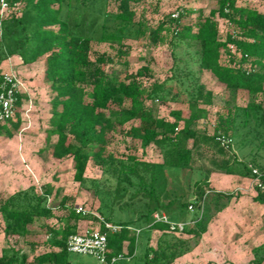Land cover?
Instances as JSON below:
<instances>
[{
	"label": "trees",
	"instance_id": "trees-1",
	"mask_svg": "<svg viewBox=\"0 0 264 264\" xmlns=\"http://www.w3.org/2000/svg\"><path fill=\"white\" fill-rule=\"evenodd\" d=\"M133 1L9 0L12 6L23 5L21 15L0 16V80L3 64L11 56L20 57L25 64L44 60V77L54 94L46 143L56 135L51 144L53 157L72 158L74 180L81 185L90 182L95 194L106 195L98 215L77 213L72 208L61 229L47 227L49 248L33 260L14 252L11 257H0V264H91L80 256L74 258L67 250L69 236L79 231V221L86 218L107 233L108 258L123 255L117 264H173L190 253L206 232L213 215L212 204L232 195L210 190L208 175L197 179L193 186L190 181L195 161V147L190 141L206 135L196 126L208 117V110L202 105L212 104V92L202 82L204 70L211 71L225 85L231 94L227 107L234 108L233 112L218 116L210 138L215 147L226 155L227 150L219 146L215 136H231L236 127L252 122L257 125L255 138H261L258 127L264 129V12L236 0H217L218 7L209 16H203L202 9H198L195 22H183L194 12L188 8L182 9L177 18L170 16L153 24L144 16H137L131 6ZM112 3L115 8H110ZM217 13L230 23L225 38L220 34ZM128 39L145 42L146 53L140 59L146 64L135 75L120 78L116 69L107 72L105 66L129 65L131 49L125 44ZM94 41L116 46L115 54L103 53L93 58ZM161 45L170 50V74L162 81L145 85L142 78L151 71L148 61L153 49ZM239 90L248 92L246 107L234 103ZM26 98L25 94L17 96L16 118L0 123V134L7 132L12 137L9 126L20 128L18 112ZM155 102L186 103L190 114L185 116L181 109H172L170 118L161 116ZM128 124L125 135L139 140L143 147L157 145L162 152L161 162L143 160L134 154L119 157L109 152L105 156L109 136ZM92 157L106 161V176L101 180L86 177ZM251 161L262 174L257 175L247 165L240 166L236 157L232 164H223L222 171L259 178L253 200L264 204V166L255 159ZM52 192L50 185L42 192L31 185L10 194L0 204L5 234H28L37 219L50 217ZM57 196L58 190L53 199ZM67 201L64 196L62 206ZM189 204L194 205V211L188 209ZM199 212L202 215L198 219ZM155 213H165L175 222L192 215L193 225L184 231L186 236H178L168 224L156 222ZM99 217L122 228L112 232ZM129 227L140 231L136 234ZM155 232L159 235L153 245ZM252 253L253 263L264 264V242Z\"/></svg>",
	"mask_w": 264,
	"mask_h": 264
},
{
	"label": "rangeland",
	"instance_id": "rangeland-1",
	"mask_svg": "<svg viewBox=\"0 0 264 264\" xmlns=\"http://www.w3.org/2000/svg\"><path fill=\"white\" fill-rule=\"evenodd\" d=\"M238 4H244L257 8L264 12V1L262 0H236ZM132 8L138 17L144 16L151 23L155 24L163 19L172 16L173 13L181 12L182 9L192 8L193 13L187 15L183 22H195L199 16L198 9H202L203 16H209L210 12L217 9V0H134L131 2ZM115 8V4H110V8ZM23 5H18L12 9L10 14L21 15ZM220 25V34L225 38L229 31V21L215 15ZM1 36V35H0ZM131 51L129 54V65L121 67L117 63L107 64V72L117 70L120 78L126 75H135L139 68L146 64L140 56L146 53L144 41L128 39L125 41ZM116 46L99 41L93 42L92 57L98 54L114 55ZM149 59L151 71L142 78L145 85L153 81H162L169 76L172 64L170 50L165 45H161L152 51ZM14 68L26 82L29 89V97L23 99L22 106L18 112L21 126L18 130L12 128L13 136L7 132L0 134V204L12 193L18 190H25L34 185L39 191L45 190L48 185L52 186L53 192L49 197L51 216L40 218L30 227V232L25 235H9L4 232L5 223L0 214V257H11L14 252L19 256L25 255L29 260L46 251L49 248L48 241L50 234L47 227L56 226L61 229L70 209L82 208L88 214L98 215V207L102 199L106 198L101 192L95 194L94 187L90 182L81 185L74 180V161L72 158L56 159L51 153V144L57 136L50 137V143H46L47 130L51 127V100L54 94L50 90V83L44 77L45 63L42 58L36 62L25 64L18 56H12L11 60H6L3 64V71ZM202 82L206 90L212 92V104L202 105L208 110L207 119L198 122L196 128L200 132H205L198 141H190L194 145L195 161L191 175V185L203 175H208L210 190L231 193V197L220 200L218 204H212L213 215L207 224L206 232L203 233L199 244L188 254L177 259L173 264H255L253 263L252 250L264 242V204L251 203V192L257 193L255 184L259 178H246L239 174H227L222 171V166L226 162L233 163L236 157L241 165H247L253 172L262 174L260 169L251 159L264 166V129L258 127L262 132L261 138H255L256 123H249L245 127H236L231 132L232 142L226 147L227 154L224 155L215 147L210 138L215 132L218 124L219 114L233 112L234 108L227 107V102L231 99L230 92L225 85L220 83L215 75L208 70L202 73ZM249 101L248 92L239 90L234 103L237 107H246ZM24 103V104H23ZM151 104V102H147ZM158 109L161 116L168 117L172 109H181L185 116H189L186 103L153 104ZM29 108L28 115L25 110ZM127 127H119L109 136L108 152H113L116 156L124 157L134 154L139 158L152 162L162 161V152L155 144L143 147L139 140L125 135ZM95 151V148L89 150ZM105 159L92 157L86 169L88 179H103V166ZM101 184H104L101 182ZM193 189V187H192ZM58 196L54 198L55 191ZM68 201L65 206L61 202L63 197ZM194 198V197H193ZM192 198V199H193ZM193 213V212H192ZM202 215L199 212L196 218ZM192 216V215H191ZM189 216L183 222H188V228L193 225ZM170 219V216H168ZM98 223L86 218L79 221V231L86 228H97ZM158 232L153 234L152 244ZM178 236H186L184 232L176 233ZM74 258L79 256L97 263L95 259L72 253Z\"/></svg>",
	"mask_w": 264,
	"mask_h": 264
},
{
	"label": "built area",
	"instance_id": "built-area-1",
	"mask_svg": "<svg viewBox=\"0 0 264 264\" xmlns=\"http://www.w3.org/2000/svg\"><path fill=\"white\" fill-rule=\"evenodd\" d=\"M19 4L12 6L9 0H0V16L5 17L12 9L16 8ZM179 12L173 13L172 17L177 18ZM25 94L29 97V89L26 82L18 74L14 68H10L3 72L2 79L0 80V123H8L9 120L15 119L17 115L16 101L17 96ZM29 108L25 110L28 115ZM215 141L220 147H229L232 142V137L225 134H217ZM257 173V172H254ZM257 175H260L257 173ZM258 179V178H257ZM259 183V182H258ZM264 188V185L262 186ZM203 204L199 207L202 210ZM188 209L194 211L193 204H189ZM78 213L86 214L82 208H79ZM100 221L104 223L106 229L116 232L122 228L121 225L112 224L99 217ZM154 220L156 222H164L168 224L169 230L174 233L184 232L189 223L188 222H175L168 218L165 213H155ZM193 223V221H191ZM129 229L139 233L140 229ZM67 250L74 254L88 256L96 260L97 264H117L123 258L122 254H118L108 258L109 248L107 241V233L97 228H86L83 231H78L71 234L67 240Z\"/></svg>",
	"mask_w": 264,
	"mask_h": 264
},
{
	"label": "crops",
	"instance_id": "crops-1",
	"mask_svg": "<svg viewBox=\"0 0 264 264\" xmlns=\"http://www.w3.org/2000/svg\"><path fill=\"white\" fill-rule=\"evenodd\" d=\"M11 57H12V56H11ZM11 57L8 58V61L11 60ZM24 101H25V100H24ZM24 101H23V102H24ZM23 104H24V103H23ZM255 195H256L255 192H251L250 199L252 200V201H251L252 206H254L255 203H256V201L253 200V197H254ZM257 203H258V202H257ZM90 263H91V264H95V263H92V262H90Z\"/></svg>",
	"mask_w": 264,
	"mask_h": 264
}]
</instances>
